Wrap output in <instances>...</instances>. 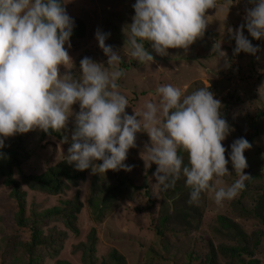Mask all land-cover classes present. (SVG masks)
Segmentation results:
<instances>
[{
    "label": "rangeland",
    "instance_id": "rangeland-1",
    "mask_svg": "<svg viewBox=\"0 0 264 264\" xmlns=\"http://www.w3.org/2000/svg\"><path fill=\"white\" fill-rule=\"evenodd\" d=\"M63 3L75 26L81 23L84 29L83 38H70L68 54L73 65L67 66L69 71L79 76V63L85 56L107 66L106 57L94 38V33L100 30L110 33L106 44L121 51L119 67L125 75L118 83L129 100V108L125 110L128 114H132V110L139 111L146 101L157 103L159 96L156 89L161 85L180 87L185 94L209 87L208 90L221 101L222 116L233 129L222 142L226 150H230L228 146L240 137L251 144V148L244 152L247 167L243 170L251 179L246 182L241 202H238L241 192L235 199L221 205L214 202L211 193H203L205 198L196 204L201 213L199 225L192 219L171 218L161 227L162 192L153 185L156 166L148 167V162L141 157L144 144L149 142L146 133H138L136 147L128 151L124 163L133 166L131 172L118 170L93 174L91 169L84 170L83 182L76 188L69 187L60 195L48 196L30 190L14 170V179L26 193L25 218L36 223L42 240L39 246L28 252L31 231L29 227L16 225L14 216L17 206L9 197V188L0 179V264H27L30 260L34 264H57L59 261L83 264L82 254L92 258L95 264H112L109 258L112 251L123 257L125 264H207L213 248L218 250L237 245L234 240L226 238L224 230L220 235L214 230L215 219L219 216L237 225V231L244 236L248 249L255 241L258 242L257 247L252 249V258H242L264 264V226L255 217L244 215L245 210L254 209L253 202L264 194V39L253 40L244 30L243 34L253 46L258 47L257 53L233 55L234 41L233 48L227 51V29L231 27L234 30L242 25L245 9L252 5L248 0H234L228 11L227 5L206 10L208 23L204 33L208 36L197 38L187 49H168L167 55L160 56L149 43H145L146 50L154 58V63L149 65L134 61L123 49L125 36L122 29L131 23L135 0H63ZM220 5H223V0H220ZM216 43L221 44V50L227 53L226 58L217 60L216 54H213ZM59 71L63 74L66 70L59 66ZM72 110L79 111V105L74 104ZM72 128L73 121L69 118L66 129L56 132L57 136L52 134V130H49L50 135L44 136L42 133L47 132L40 129L14 135L21 138L29 154L21 166L22 171L40 175L49 165L64 161L70 145L61 143V140L65 135L70 139ZM227 155L228 151L226 158ZM226 167L232 175L223 179L226 184H231L238 179V174L230 163ZM120 181L124 185L116 192L117 200L104 213L103 219L96 222L88 205L92 188L97 187V193L92 195L94 197L104 193L107 187L117 186ZM95 182L100 186H96ZM144 192L149 193L150 200ZM66 202H79V212L74 215L70 210L73 206ZM63 207L68 208L64 216L53 213L52 217H44L47 211ZM65 219L70 220L78 233H73L66 226ZM93 229L94 234L91 232ZM196 253H199L197 259L193 258ZM215 264L239 262L217 253Z\"/></svg>",
    "mask_w": 264,
    "mask_h": 264
},
{
    "label": "clouds",
    "instance_id": "clouds-1",
    "mask_svg": "<svg viewBox=\"0 0 264 264\" xmlns=\"http://www.w3.org/2000/svg\"><path fill=\"white\" fill-rule=\"evenodd\" d=\"M234 0H135L131 23L122 31L123 49L139 64L154 63L145 43L160 56L168 49H187L201 37L208 23L205 11L229 7ZM244 23L227 33L235 41L233 55H255L259 50L253 40L264 39V0H248ZM63 0H0V149L6 138L33 129L60 132L69 118L73 128L64 156L75 170L91 169L93 174L122 170L133 166L124 163L129 149L136 147L138 133H146L141 157L148 167L155 165L154 187L165 192L184 178L190 188L188 203H198L202 193H211L221 205L245 190L251 178L244 152L251 148L240 137L226 150L223 141L233 131L223 118L222 104L207 88L190 94L171 84L156 89L159 101L144 102L139 111L128 114L129 100L118 81L125 75L119 67L121 51L106 44L110 33L97 30L94 38L106 57V65L83 57L79 76L67 69L73 65L68 54L74 20L67 14ZM217 60L227 53L216 43ZM59 66L66 70L63 74ZM79 105L73 112L72 106ZM187 154V163L180 152ZM228 151L227 158L225 156ZM5 154L0 151V159ZM99 162V163H97ZM238 174L231 184L224 177Z\"/></svg>",
    "mask_w": 264,
    "mask_h": 264
},
{
    "label": "trees",
    "instance_id": "trees-1",
    "mask_svg": "<svg viewBox=\"0 0 264 264\" xmlns=\"http://www.w3.org/2000/svg\"><path fill=\"white\" fill-rule=\"evenodd\" d=\"M235 30V29H234ZM83 24H78L74 27L73 33L71 35V39L75 37L83 38ZM203 35L208 36V34L203 33ZM212 35V34H211ZM234 40L231 39L228 35V50L229 48H233L232 42ZM235 42V41H234ZM232 52V51H231ZM213 54L215 52L213 51ZM216 56V55H215ZM249 80V79H248ZM253 125V124H252ZM45 135H50L51 132L42 133ZM53 135L57 136L56 132H52ZM5 147L0 149L5 154L4 159H0V179H2L3 184L9 188V197L12 201L15 202L17 206V211L15 213L14 219L17 226L20 227H29L31 231V239L29 244L27 245L28 252H32V250L41 244V233L36 228L35 222H30L25 218V192L21 188V184L14 179L13 171L16 170L19 174L20 181L26 185L30 190L37 191L39 193L48 195V196H56L62 194L69 187L76 188L80 182H83L85 178V171H77L75 170L73 165L67 163L66 160L59 162L56 165H49L45 171L40 175H32L25 174L22 171L21 166L29 157L27 149L23 146V142L20 137H9L6 138ZM180 155L184 157L185 164L187 163V154L184 152H180ZM115 172V171H113ZM105 177V176H104ZM98 179V178H96ZM96 183V182H95ZM97 184V183H96ZM124 183L122 181L118 182V185L115 187H107L104 193H100L92 197L93 193H97L96 188H92V195L88 202V205L94 215V219L96 222H99L103 219L104 213H106L110 205L114 203L117 198V191L122 188ZM96 186H100L97 184ZM189 192L190 188L186 187L184 183V178L181 177L176 181L175 186L165 192H162V215L159 218V225L164 227L168 220L171 218H181L184 221L194 220L198 225L201 220V213L199 208L196 206L198 203L190 204L189 200ZM147 194L148 199L150 200V195L148 192H144ZM241 197L238 202H241L245 196L244 191L241 192ZM205 198V195L201 194V199ZM78 201V199H77ZM255 207L253 210L244 211V215L253 216L264 226V194L260 195L254 202ZM67 205H72L73 214H77L79 212L80 203H69L66 202ZM241 204V203H240ZM196 206V207H195ZM170 208V209H169ZM75 209V210H74ZM68 212L67 207L63 208H54L46 213H44V217H52V214L55 213L57 216H64L65 213ZM66 226L72 230L73 233H78L77 229L73 227L70 220H64ZM216 227L215 231L220 235L224 230L226 232V238L228 240H234L237 245L235 246H226L220 247L218 250L212 249L209 254V262L207 264H215V256L217 253H222V255H228L232 260L238 261L239 264H256L254 259H250L249 261L243 259L242 256H248L252 258V249L257 247L258 242L255 241L251 245V249L246 247V241L242 233L238 230V227L235 223H232L229 219L223 216H219L215 219ZM92 234H94L95 230L93 229ZM159 235L161 233H158ZM262 234V232L260 233ZM264 234V233H263ZM235 238V239H234ZM226 239V240H227ZM92 248H90L92 252ZM199 253L195 254L193 258L197 259ZM82 262L83 264H95L90 257H87L85 254H82ZM112 264H125L123 257L118 255L116 251H112L109 256ZM27 264H34L33 261H29ZM57 264H69L67 262H57ZM105 264V263H103ZM202 264V262L200 263Z\"/></svg>",
    "mask_w": 264,
    "mask_h": 264
}]
</instances>
